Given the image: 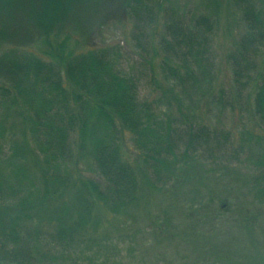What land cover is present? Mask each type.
Segmentation results:
<instances>
[{
  "label": "trees",
  "instance_id": "16d2710c",
  "mask_svg": "<svg viewBox=\"0 0 264 264\" xmlns=\"http://www.w3.org/2000/svg\"><path fill=\"white\" fill-rule=\"evenodd\" d=\"M15 1L0 0L1 37ZM25 1L42 51L0 54V264H54L74 253L97 231L98 205L130 216L144 184L172 203L182 193L201 205L203 194L215 196L206 183L216 163L255 166L246 196L264 204V0H232L244 32L228 53L230 88L218 83L217 10L128 0L140 60L125 65L118 45L80 51L68 35L56 40L85 0ZM144 80L155 96L143 95ZM244 101L263 133L245 128L235 147L216 122ZM127 134L136 162L123 152ZM83 164L100 181L82 179Z\"/></svg>",
  "mask_w": 264,
  "mask_h": 264
},
{
  "label": "rangeland",
  "instance_id": "374dc122",
  "mask_svg": "<svg viewBox=\"0 0 264 264\" xmlns=\"http://www.w3.org/2000/svg\"><path fill=\"white\" fill-rule=\"evenodd\" d=\"M127 1L85 0L68 23L67 34L56 40L68 35V46L80 51L118 45L126 57L125 65L126 60H140L133 49V24L125 12ZM173 3L197 12L217 10L214 51L218 83L230 88L232 71L227 57L244 32L240 11L232 0H173ZM12 7L18 9L7 21L9 36H0V54L16 45L41 54L39 32L27 16L31 3L16 0ZM3 19H0V29L5 26ZM145 81L143 95L151 92V97L155 96L157 93L151 91L150 82ZM233 108L217 120L216 126L230 131L234 146L238 147L245 128L263 132L256 126L251 102L234 104ZM123 152L132 162L139 159L129 134L124 138ZM250 169L256 168L244 158L228 168L216 163L206 183L207 190L215 196L203 194L201 205L192 206L182 193L177 196L183 202L175 198L176 203H172L147 184L143 185L138 208L130 216H113L98 205L95 209L99 221L97 231L86 242L76 243L74 253L68 251L54 264H263L264 204L246 196L251 187ZM76 172L82 179L100 181L88 164ZM172 186L174 190L181 187L175 184L169 187Z\"/></svg>",
  "mask_w": 264,
  "mask_h": 264
}]
</instances>
